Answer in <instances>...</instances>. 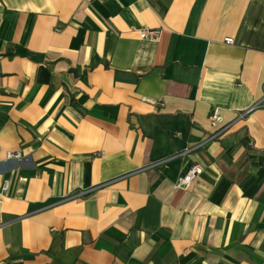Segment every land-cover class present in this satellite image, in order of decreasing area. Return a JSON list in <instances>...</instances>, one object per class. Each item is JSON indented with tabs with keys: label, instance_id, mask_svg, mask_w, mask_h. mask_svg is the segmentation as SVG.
<instances>
[{
	"label": "crops",
	"instance_id": "crops-1",
	"mask_svg": "<svg viewBox=\"0 0 264 264\" xmlns=\"http://www.w3.org/2000/svg\"><path fill=\"white\" fill-rule=\"evenodd\" d=\"M0 264H264V0H0Z\"/></svg>",
	"mask_w": 264,
	"mask_h": 264
},
{
	"label": "built area",
	"instance_id": "built-area-1",
	"mask_svg": "<svg viewBox=\"0 0 264 264\" xmlns=\"http://www.w3.org/2000/svg\"><path fill=\"white\" fill-rule=\"evenodd\" d=\"M159 34H160V30L157 28L154 29H143L140 31L139 33V37L140 38H148V39H152V40H157L159 38ZM225 42H231L230 38H225L224 39ZM144 101L150 102V103H154V104H160L159 102L153 101L152 99H148V98H143ZM259 106V102H255L253 103L251 106H249L247 109H244L242 112L239 113V117H244L246 115H248L249 113H251L252 111H254L257 107ZM221 115H220V109L218 107H214L211 109L209 116H208V120L211 124V126L216 127L220 124L221 122ZM226 129H228L227 126H223V127H219V129L215 130V133L212 134L211 137H207L203 142L194 145L192 147H189L188 149H186L184 152L180 153V155H183L189 151H192L193 149L203 145L206 141H209V139H213L214 137L222 134L223 131H225ZM21 155L19 152H6L5 156H4V160H10V159H20ZM201 172V168L198 166H193L191 168H189L183 175H181L180 177L177 178L176 184L177 186L180 187H187L190 182L194 179V177H196V175H198ZM7 186V182H4L3 185V189H5ZM91 191H93V189H85V190H81L77 193H75L76 196H83L86 195L88 193H90Z\"/></svg>",
	"mask_w": 264,
	"mask_h": 264
}]
</instances>
